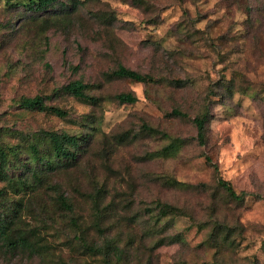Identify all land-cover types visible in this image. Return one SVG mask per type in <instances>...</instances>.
Instances as JSON below:
<instances>
[{
  "label": "rangeland",
  "instance_id": "374dc122",
  "mask_svg": "<svg viewBox=\"0 0 264 264\" xmlns=\"http://www.w3.org/2000/svg\"><path fill=\"white\" fill-rule=\"evenodd\" d=\"M120 64L151 81L113 76ZM75 80L97 101L66 90ZM122 92L137 100L119 101ZM36 96L65 114L24 106ZM205 112L201 143L194 118ZM53 133L74 137L66 144L81 160L71 170ZM1 150L0 208L37 233L44 258L0 242V264H56L61 249L75 264H102L74 233H117L134 213L143 215L137 240L151 231L153 264H264V0H59L46 9L0 0ZM218 176L248 192L244 201H232ZM66 191L77 197L79 228L58 203ZM96 193L106 198L100 208L115 200L101 229ZM158 199L187 211L168 235L145 211ZM216 217L238 227L218 257Z\"/></svg>",
  "mask_w": 264,
  "mask_h": 264
},
{
  "label": "trees",
  "instance_id": "16d2710c",
  "mask_svg": "<svg viewBox=\"0 0 264 264\" xmlns=\"http://www.w3.org/2000/svg\"><path fill=\"white\" fill-rule=\"evenodd\" d=\"M31 2V8H45L50 7L54 3L58 2L59 0H29ZM113 76H117L120 78H127L133 81H139V82H149L151 81V77L143 74L135 69H132L130 67H127L123 64H120L116 70L113 71ZM112 76V77H113ZM88 87V84L83 83V81L75 80L70 82L65 86L66 90L70 91L74 95H77L84 99L89 100H95L97 101V96L89 95L86 93L85 89ZM119 101L121 102H135L137 100V97L132 92H122L117 95ZM23 104L25 107L29 108H39V109H52L57 114L63 115L65 114V111H62V109L58 107H47L44 103V100L42 97L36 96V97H27L23 100ZM175 114L184 115L183 112L179 110L173 111ZM207 113L205 112V115H197L194 118V122L197 126L198 130V138L201 143H205L206 141V119H207ZM52 144L54 143L55 149L58 152L59 156H67L72 161H69L66 165L65 162L61 163L63 167L67 168L68 170H71L74 168L78 163L80 162V154L76 151H71L68 147L69 145L66 144V141L74 140V137L69 135H62L58 133L52 134ZM81 142H77V146H79ZM78 148V147H77ZM0 158L6 159V155L4 153V150L0 151ZM35 158L37 160H40V157L38 154L35 155ZM67 159V160H69ZM43 162L45 159H41ZM206 161L209 164H212L214 167L213 169L215 171H219L218 166L212 161L211 157L206 154ZM219 175V173H218ZM180 184H183V182H180ZM218 185L226 192V194L230 197V199L236 203H240L244 201V198H246V191H240L238 192L232 183L226 179H224L222 176H218ZM2 195V192H0V196ZM94 204H95V213L94 217L96 219L97 227L101 229L100 223L104 220L103 217L105 214H108L112 211H114L113 207L115 204V200L111 199L108 200L105 204L106 206L104 208H100V202L102 200H105L106 198H102L100 193H96L95 195H92ZM76 198L70 195L67 191L61 192L58 195V203L60 206L68 211L67 216L71 215L73 216V224L74 227L79 228L78 220L76 219L75 212H76ZM146 213L153 214L154 217H157V229L158 231H155L156 233H164L168 235L171 231L173 221H175L178 217H184L187 214V211L183 208L178 206V204L169 203L166 201H161L160 199L157 200L156 204H152L150 206L145 207ZM8 212V211H7ZM6 212L5 207L0 208V242L5 244V248H7L10 253H19V252H28V254L31 255H37L40 257H43V251L42 244L38 239H34L33 234H37L31 227H21L18 226V223L9 213ZM142 213H134L131 217L123 218L122 220L125 222L126 228L121 229V231H118L117 233L107 234V236H100V237H94L92 240L88 241L84 235L81 234V232L74 233L73 238L80 237L81 245L84 248L83 254L86 256H93V257H99L102 260V264H129V262H133L137 260L138 264H153V258H154V250L152 244L149 243V237L151 231H146L143 236L140 237L139 240H137V235L135 233V227L134 225L140 221V218H142ZM161 219H164V221ZM145 220V219H144ZM121 221V220H118ZM149 222V221H146ZM160 222H162V225H159ZM133 224V225H132ZM106 228V227H105ZM238 228L236 225H230L226 224L224 221H222L219 217H216V221L214 223V226L212 229H210L209 233V242L212 244V246L216 249L214 251L215 257L219 256V253L222 252V248L228 244V245H234L232 242H234V234L233 230ZM110 229H105L101 233L104 234L105 232H108ZM125 231H128L125 233ZM224 231V234H223ZM153 233V231H152ZM221 233L223 234L222 239H219ZM101 234V235H102ZM72 238V237H71ZM72 238V239H73ZM181 240V234H178L174 237H171V240ZM71 244L72 241L70 242ZM235 243V242H234ZM73 246V245H72ZM68 253L63 254V250L57 252L59 254V261L56 264H75L78 261V256L73 253L72 251H67ZM65 255V258H64ZM54 256V255H53ZM56 257V255H55ZM67 257V258H66ZM44 260V259H43ZM45 261V260H44ZM52 261V258H51ZM215 264H220L218 260ZM134 264V263H132ZM254 264H257L255 262Z\"/></svg>",
  "mask_w": 264,
  "mask_h": 264
}]
</instances>
